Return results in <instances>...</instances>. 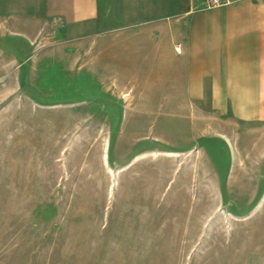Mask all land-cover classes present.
Returning a JSON list of instances; mask_svg holds the SVG:
<instances>
[{
    "label": "rangeland",
    "instance_id": "rangeland-1",
    "mask_svg": "<svg viewBox=\"0 0 264 264\" xmlns=\"http://www.w3.org/2000/svg\"><path fill=\"white\" fill-rule=\"evenodd\" d=\"M22 26L0 35V264H264V106H172L144 61Z\"/></svg>",
    "mask_w": 264,
    "mask_h": 264
},
{
    "label": "crops",
    "instance_id": "crops-1",
    "mask_svg": "<svg viewBox=\"0 0 264 264\" xmlns=\"http://www.w3.org/2000/svg\"><path fill=\"white\" fill-rule=\"evenodd\" d=\"M229 1L207 10L203 0H0V35L58 21L103 58L144 61L140 74L165 75L172 106L263 107L264 0Z\"/></svg>",
    "mask_w": 264,
    "mask_h": 264
},
{
    "label": "built area",
    "instance_id": "built-area-1",
    "mask_svg": "<svg viewBox=\"0 0 264 264\" xmlns=\"http://www.w3.org/2000/svg\"><path fill=\"white\" fill-rule=\"evenodd\" d=\"M205 9L213 10L229 5V0H203Z\"/></svg>",
    "mask_w": 264,
    "mask_h": 264
}]
</instances>
